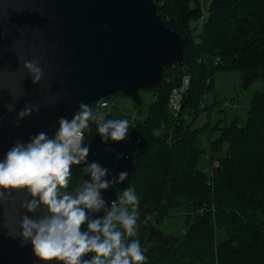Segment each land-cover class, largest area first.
<instances>
[{
  "label": "trees",
  "instance_id": "obj_1",
  "mask_svg": "<svg viewBox=\"0 0 264 264\" xmlns=\"http://www.w3.org/2000/svg\"><path fill=\"white\" fill-rule=\"evenodd\" d=\"M157 8L182 36L186 61L167 68L147 89L146 119L129 125L147 138L148 148L127 186L139 204L138 236L126 239L140 240L144 264H264V0H212L206 15L199 0H157ZM231 69L247 75L244 86L263 82L245 120L192 128L207 110L215 72ZM185 75L189 86L173 114L169 95ZM107 98L89 104L90 110L103 111ZM89 126L86 144L97 127L91 119ZM203 153L211 160L209 174L198 168ZM83 176L84 168L73 170L76 179L66 191ZM176 215L184 218L181 234H165L161 225Z\"/></svg>",
  "mask_w": 264,
  "mask_h": 264
},
{
  "label": "water",
  "instance_id": "obj_2",
  "mask_svg": "<svg viewBox=\"0 0 264 264\" xmlns=\"http://www.w3.org/2000/svg\"><path fill=\"white\" fill-rule=\"evenodd\" d=\"M41 54L46 78L33 85L23 60ZM185 61L184 40L162 19L157 0H0V83L23 89L16 111L26 105L33 108L17 124L16 111L3 107L9 100L3 93L0 159L17 140L27 142L41 131L52 136L59 118L71 119L82 102L89 105L121 92L140 106V89L152 87L167 68L183 67ZM246 79L244 74L243 83ZM88 143V160L109 169V178L129 174L116 186L121 190L128 186L138 156L148 148L147 138L134 127L123 142L103 144L95 133ZM79 168L84 165L73 166ZM104 197L116 199V190ZM12 199L16 203L19 197L13 193ZM0 264L63 262L41 261L18 228L0 223Z\"/></svg>",
  "mask_w": 264,
  "mask_h": 264
},
{
  "label": "clouds",
  "instance_id": "obj_3",
  "mask_svg": "<svg viewBox=\"0 0 264 264\" xmlns=\"http://www.w3.org/2000/svg\"><path fill=\"white\" fill-rule=\"evenodd\" d=\"M43 55L23 60V70L33 85L45 81ZM50 80V76L48 77ZM9 100L3 107L16 111L25 95L19 86L0 83ZM103 107V105H102ZM33 112L31 106L16 111L17 124ZM96 122V135L103 144L129 138L127 119H105L94 115L85 103L71 119L60 117L52 136L41 131L27 142L17 140L0 159V223L19 229L41 261L63 264H144L145 251L138 236L139 197L129 187L116 186L128 178L127 172L110 177L109 169L89 161L90 143H85L89 120ZM84 165V178L74 191L69 187L73 166ZM116 190V199L108 201L104 193ZM13 193L19 197L13 202ZM126 205L131 206L129 211ZM94 253L90 259H83Z\"/></svg>",
  "mask_w": 264,
  "mask_h": 264
},
{
  "label": "rangeland",
  "instance_id": "obj_4",
  "mask_svg": "<svg viewBox=\"0 0 264 264\" xmlns=\"http://www.w3.org/2000/svg\"><path fill=\"white\" fill-rule=\"evenodd\" d=\"M211 1L199 0L203 15L207 14ZM243 78L244 75L236 69L216 71L213 76V87L204 99L207 110L199 113L192 123V128L205 125L213 127L217 124L220 126L229 125L235 117L245 120L250 99L256 91L262 89L263 82L259 79L248 86H244L242 84ZM139 94L142 99L140 106H136L130 97L121 94V92L107 96L109 105L104 108V115L110 119H127L129 125L132 126L142 122L146 119L152 92L147 89H140ZM216 136L214 134L213 139ZM205 143L206 140L204 139ZM198 168L207 174L211 172V160L208 154L203 153L199 156ZM75 179V177H70L69 184H72ZM160 228L167 235L179 236L184 228V218L178 215L166 218Z\"/></svg>",
  "mask_w": 264,
  "mask_h": 264
},
{
  "label": "built area",
  "instance_id": "obj_5",
  "mask_svg": "<svg viewBox=\"0 0 264 264\" xmlns=\"http://www.w3.org/2000/svg\"><path fill=\"white\" fill-rule=\"evenodd\" d=\"M189 82H190L189 76L185 75L182 78L181 85L178 88L173 89L171 91V93L169 95V99H168V107H169L170 111L173 114H177L180 111L182 95H183L184 91L188 88ZM102 105H103V107H102ZM108 105H109L108 102H102L100 104V107L101 108H106V107H108ZM101 113H103V111L95 112L94 115H97L98 116ZM105 119H110V118L107 117V116H105ZM95 124H96V122H95Z\"/></svg>",
  "mask_w": 264,
  "mask_h": 264
},
{
  "label": "bare ground",
  "instance_id": "obj_6",
  "mask_svg": "<svg viewBox=\"0 0 264 264\" xmlns=\"http://www.w3.org/2000/svg\"><path fill=\"white\" fill-rule=\"evenodd\" d=\"M99 102V101H98Z\"/></svg>",
  "mask_w": 264,
  "mask_h": 264
}]
</instances>
